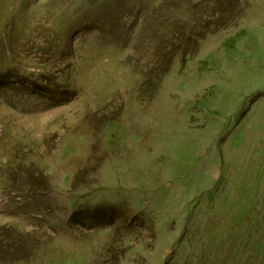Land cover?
<instances>
[{"label": "rangeland", "instance_id": "1", "mask_svg": "<svg viewBox=\"0 0 264 264\" xmlns=\"http://www.w3.org/2000/svg\"><path fill=\"white\" fill-rule=\"evenodd\" d=\"M233 1L146 101L167 3L0 0V264H264V0Z\"/></svg>", "mask_w": 264, "mask_h": 264}, {"label": "trees", "instance_id": "2", "mask_svg": "<svg viewBox=\"0 0 264 264\" xmlns=\"http://www.w3.org/2000/svg\"><path fill=\"white\" fill-rule=\"evenodd\" d=\"M162 1L167 3L165 8L150 17V23L156 26L155 30L152 27L145 28L148 32L146 37L150 40L148 47L152 51L144 53L146 57H143L145 61L140 69L142 79L138 90L141 99L146 101L154 97L173 57L179 55L181 60H185L207 33L229 26L239 14L235 12L233 0H179L177 4L174 0ZM105 210V207H95L91 217L105 219ZM107 210L118 216L115 207L109 206ZM80 212L77 210L71 219L75 220L73 215L79 214L80 220Z\"/></svg>", "mask_w": 264, "mask_h": 264}]
</instances>
